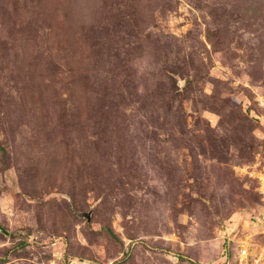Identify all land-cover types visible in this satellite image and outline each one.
I'll return each instance as SVG.
<instances>
[{
    "label": "rangeland",
    "instance_id": "374dc122",
    "mask_svg": "<svg viewBox=\"0 0 264 264\" xmlns=\"http://www.w3.org/2000/svg\"><path fill=\"white\" fill-rule=\"evenodd\" d=\"M264 264V0H0V264Z\"/></svg>",
    "mask_w": 264,
    "mask_h": 264
},
{
    "label": "built area",
    "instance_id": "2783aa9c",
    "mask_svg": "<svg viewBox=\"0 0 264 264\" xmlns=\"http://www.w3.org/2000/svg\"><path fill=\"white\" fill-rule=\"evenodd\" d=\"M250 245L244 239L239 240L233 254L235 264H262V260L252 256Z\"/></svg>",
    "mask_w": 264,
    "mask_h": 264
}]
</instances>
